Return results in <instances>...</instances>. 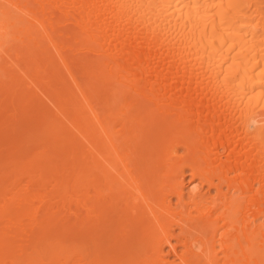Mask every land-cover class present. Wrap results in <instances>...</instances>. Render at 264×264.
<instances>
[{
    "label": "bare ground",
    "instance_id": "6f19581e",
    "mask_svg": "<svg viewBox=\"0 0 264 264\" xmlns=\"http://www.w3.org/2000/svg\"><path fill=\"white\" fill-rule=\"evenodd\" d=\"M0 264H264V0H0Z\"/></svg>",
    "mask_w": 264,
    "mask_h": 264
},
{
    "label": "rangeland",
    "instance_id": "374dc122",
    "mask_svg": "<svg viewBox=\"0 0 264 264\" xmlns=\"http://www.w3.org/2000/svg\"><path fill=\"white\" fill-rule=\"evenodd\" d=\"M188 181V176H187V178H186V182ZM187 186H188V184H185V187H186V189H187Z\"/></svg>",
    "mask_w": 264,
    "mask_h": 264
}]
</instances>
